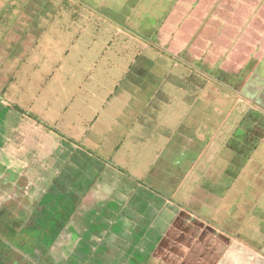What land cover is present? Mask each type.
<instances>
[{
  "label": "rangeland",
  "instance_id": "1",
  "mask_svg": "<svg viewBox=\"0 0 264 264\" xmlns=\"http://www.w3.org/2000/svg\"><path fill=\"white\" fill-rule=\"evenodd\" d=\"M155 92L151 110L157 104L161 108L153 117L162 115L158 111L164 107H182L183 115L188 114L184 127L191 122L199 127L204 142L215 132L212 126L221 124L217 134L229 141L220 154L224 169L239 175L229 180L235 190L233 202L242 203L241 216L247 219L259 201L264 211V0H0L3 264L120 261L105 255L104 249L88 250V234L80 244L81 217L72 225L68 220L78 194H57L46 180L50 172L56 174L50 168L59 165L49 151L65 153L58 142L63 134L78 136L80 122L95 121L94 133L108 114L126 104L140 110ZM230 108L232 115L224 119ZM34 117L45 119V131L48 123L57 126V136L46 138L42 129L31 127ZM238 134L241 140L228 146ZM22 138L28 139L27 151L39 152L40 164L27 152L28 167L6 156ZM91 146L96 154L95 144ZM61 157L64 162L66 153ZM31 171L44 177L42 187H34L36 192L27 182ZM64 182L65 175L59 184ZM34 193L38 200L32 198ZM244 195L251 201L247 214ZM235 207L227 214H239L241 209ZM92 225L93 231L108 227L97 221ZM119 228L114 226V231ZM131 250L127 263L142 264L144 256Z\"/></svg>",
  "mask_w": 264,
  "mask_h": 264
},
{
  "label": "crops",
  "instance_id": "2",
  "mask_svg": "<svg viewBox=\"0 0 264 264\" xmlns=\"http://www.w3.org/2000/svg\"><path fill=\"white\" fill-rule=\"evenodd\" d=\"M154 95L156 92L149 96L140 110L127 104L116 107L115 113L108 114L105 117L107 120H103L94 133H91L95 122L92 120L80 122L78 136L63 134L64 138L58 145L62 148L61 152L63 148L66 150L64 162L60 161L65 153H55L53 148L49 151L54 159L59 160V165L54 164L50 168L56 174H45L46 180L54 184L57 194H78L79 201L68 220L72 225L74 221L76 223L77 216L81 217V221L78 220L81 223L80 244L88 234V250L90 247L101 248L105 255L114 259L115 256L120 257V261L114 264H128L127 252L131 249L144 256L139 261L142 264L149 261L150 264L157 261L160 264H264L263 201L254 204L248 219L247 215L241 216L242 203L233 202L235 190L229 180L233 176L238 179L239 175H231L229 169H224L222 162L225 158L220 154L222 156V150L229 141L217 134L221 124L212 126L216 130L204 142L203 135L197 133L199 127H192V122L184 127L188 114L183 115L185 111L182 107L179 111L164 107L165 110L158 111L162 115L153 117L161 108L157 104V109L151 110ZM231 113L232 108L224 119L229 118ZM29 115L34 116L32 111ZM34 119L38 123L33 121L31 127L34 125L38 130L42 129L46 138H53L52 134L58 132L57 126L49 123L50 129L43 130L45 119ZM152 123L154 125L151 126ZM20 125L24 128V121ZM180 128L184 130L180 131ZM187 128L192 134L186 133ZM241 135L238 134L234 144L228 146L236 145ZM27 140L22 138L16 146L10 147V155L4 151L11 160L21 161L23 167H28L24 160L26 152L37 164L42 162L34 148L27 151ZM216 141L218 146H215ZM24 143L25 146H22ZM92 144H95L96 154L89 148ZM32 167L35 171L36 166ZM61 169L70 171L62 174L59 172ZM31 173L32 179L27 182L33 185L31 190L36 192L34 187L37 183L42 187L43 182L40 181L44 177H40L37 171ZM58 175L60 178L65 175L64 186L59 184ZM35 194L32 198L38 200ZM47 194L50 201L53 194ZM244 199L247 214L251 201L246 195ZM235 205V208L241 209L240 213L231 211L227 214ZM259 211L260 217L257 215ZM235 215L240 217L237 219ZM96 221L104 226L106 223L108 227L93 231L92 224ZM229 221L231 224L226 223ZM116 225L120 228L114 231Z\"/></svg>",
  "mask_w": 264,
  "mask_h": 264
},
{
  "label": "trees",
  "instance_id": "3",
  "mask_svg": "<svg viewBox=\"0 0 264 264\" xmlns=\"http://www.w3.org/2000/svg\"><path fill=\"white\" fill-rule=\"evenodd\" d=\"M38 229V228H37ZM61 230V229H60ZM39 232L41 233V230L39 229ZM36 238H39V237H36ZM1 243H0V264H3V261H2V255H1Z\"/></svg>",
  "mask_w": 264,
  "mask_h": 264
}]
</instances>
